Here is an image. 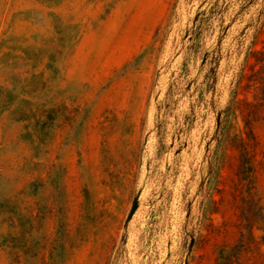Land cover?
Returning a JSON list of instances; mask_svg holds the SVG:
<instances>
[{
	"label": "rangeland",
	"instance_id": "1",
	"mask_svg": "<svg viewBox=\"0 0 264 264\" xmlns=\"http://www.w3.org/2000/svg\"><path fill=\"white\" fill-rule=\"evenodd\" d=\"M263 54L264 0H0V264H264Z\"/></svg>",
	"mask_w": 264,
	"mask_h": 264
},
{
	"label": "trees",
	"instance_id": "2",
	"mask_svg": "<svg viewBox=\"0 0 264 264\" xmlns=\"http://www.w3.org/2000/svg\"><path fill=\"white\" fill-rule=\"evenodd\" d=\"M264 56V54H263ZM257 65L260 66V78H259V82H257L255 80V88L259 91L260 93V97H257V101H258V106L262 109H264V60L260 61ZM233 115H235L234 111L229 110V117H232ZM250 178V177H249ZM250 199L253 201V206L254 209L251 213V218L250 220H245V222H243L242 226H241V242H243L244 238L242 236L245 235L247 228H252L260 230L261 228V221H259V217L264 218V214H263V208H262V204H261V200L260 198L257 196L256 194V189H255V185L254 188L252 186V189L250 190ZM242 210L244 209V205L242 207ZM264 240V237H263ZM244 243V242H243ZM245 244V243H244Z\"/></svg>",
	"mask_w": 264,
	"mask_h": 264
}]
</instances>
